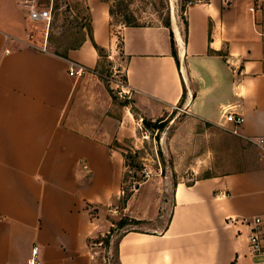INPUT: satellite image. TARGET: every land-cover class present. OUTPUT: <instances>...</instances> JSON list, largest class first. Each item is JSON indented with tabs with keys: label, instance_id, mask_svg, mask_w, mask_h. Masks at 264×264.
Returning a JSON list of instances; mask_svg holds the SVG:
<instances>
[{
	"label": "crops",
	"instance_id": "obj_1",
	"mask_svg": "<svg viewBox=\"0 0 264 264\" xmlns=\"http://www.w3.org/2000/svg\"><path fill=\"white\" fill-rule=\"evenodd\" d=\"M86 3L94 43L113 55L120 43L141 116L157 121L184 103L198 121L231 128L222 110L235 107L241 133L264 139V3L254 17L255 0H208L169 28L120 25L116 35L110 5ZM23 28L20 0H0V264H28L34 248L40 264H93L88 244L100 225L90 209L113 208L126 152L115 144L113 101L69 69L99 70L101 58L90 39L67 59L45 53ZM252 147L259 158L242 171L178 183L167 225L124 235L118 264H249L246 235L227 220L264 214V152ZM123 213L151 218L142 196Z\"/></svg>",
	"mask_w": 264,
	"mask_h": 264
},
{
	"label": "rangeland",
	"instance_id": "obj_2",
	"mask_svg": "<svg viewBox=\"0 0 264 264\" xmlns=\"http://www.w3.org/2000/svg\"><path fill=\"white\" fill-rule=\"evenodd\" d=\"M101 1L109 4L115 12L111 21L115 35L116 28L129 21L139 27L167 25L178 18L184 22L185 0H174V6L172 0ZM86 4V0H52L53 20L48 31L43 25L29 23L21 9L26 42L37 47H47L49 52L59 47L58 51L64 53L66 47L88 33L86 26L89 25V10ZM57 6L59 9L55 10ZM50 33L55 44H48ZM109 55L114 56L112 61ZM124 65L120 43H117L114 55L106 53L97 71L108 77L116 75L124 81L121 73ZM83 79L99 86L103 96L106 92L113 101L109 115L115 119L116 138L122 141L123 146L118 142L115 144L129 157L123 172L121 193L115 199L113 208L90 209L92 220L100 225L91 235L88 244L93 264H118V243L129 232H160L164 229L172 215L173 190L178 183L190 185L198 179L236 173L250 167L259 158L260 153L254 147L243 143L222 127L192 117L184 103L169 108L164 118L151 121L139 114L133 98L120 97L109 81L95 77ZM144 119L153 125L166 122V127L163 131L155 127L146 129ZM137 184L139 188L135 190ZM132 191L136 198L143 197V216H151L148 220L139 221L137 225H133L131 220L134 219L123 213L124 199ZM139 205L140 201L136 200L134 209L139 210ZM112 209L114 217L111 216ZM122 221L128 225L121 229L119 224ZM103 224L107 226L106 229Z\"/></svg>",
	"mask_w": 264,
	"mask_h": 264
},
{
	"label": "built area",
	"instance_id": "obj_3",
	"mask_svg": "<svg viewBox=\"0 0 264 264\" xmlns=\"http://www.w3.org/2000/svg\"><path fill=\"white\" fill-rule=\"evenodd\" d=\"M208 0H186L184 6L188 9L194 5L204 4ZM256 4L250 8V13L255 17L264 0H255ZM20 6L25 14L27 21L31 24L43 25L47 31L50 29L53 16L52 0H20ZM46 46V45H45ZM43 52H48L47 47L42 49ZM69 75L76 78L95 77L109 81L122 98L132 99L133 91L128 88L125 81L112 76H104L97 70L71 65ZM222 119L227 121V124L232 125L231 128L222 126V128L239 139L245 141L246 144L259 147L264 152V139H255L245 137L241 133L243 126V117L237 114L235 107H227L222 110ZM227 227L236 230L239 236L246 235L248 249L244 255V259L249 260V264H264V214L254 217H232L227 220ZM38 249L32 251V258L28 264H40L37 260Z\"/></svg>",
	"mask_w": 264,
	"mask_h": 264
},
{
	"label": "trees",
	"instance_id": "obj_4",
	"mask_svg": "<svg viewBox=\"0 0 264 264\" xmlns=\"http://www.w3.org/2000/svg\"><path fill=\"white\" fill-rule=\"evenodd\" d=\"M186 1V0H185ZM185 3V2H184ZM59 9L58 6L55 7V10ZM115 15V12L112 8H110V16L111 17H114ZM124 26L126 27H139L138 25H136L135 23H132L131 21L127 22L124 24ZM165 27L169 28L170 27V24H167V25H164ZM86 30H87V34H84L81 38V40H78L76 42H72L70 46L66 47L65 50H64V53H60L58 51L59 47H57L54 51H52L51 53L55 56H58V57H61V58H64V59H67L68 58V53L69 51H74V50H78L79 48H81V46L85 43V41L87 39H90V41L92 42L94 48L96 49L97 53L99 54V57L100 58H104L106 57V54H105V51L103 49H100L95 43H94V40H93V32H92V28H91V23H90V17H89V25L86 26ZM48 44L51 45V44H55L54 41H53V38H52V34L50 33L49 34V37H48ZM173 57L176 59V53L174 51V44H173ZM114 100V99H113ZM161 124L160 125H153L152 122H149L147 120H143V125L146 127V129H149V128H153L155 127L156 130L158 131H163L164 128L166 127V122H160ZM125 158V166H126V163H127V160L129 159V157L127 155L124 156ZM140 183V182H139ZM139 188V184H137V186L135 187V190H138ZM133 191L127 195V197L124 199V202H123V208L125 209L126 207V204L127 202L129 201V199L131 198V196L133 195ZM131 223H133V225H137L139 224L140 222L139 221H136V220H131ZM128 223L127 222H120L119 224V228H123L125 226H127Z\"/></svg>",
	"mask_w": 264,
	"mask_h": 264
},
{
	"label": "bare ground",
	"instance_id": "obj_5",
	"mask_svg": "<svg viewBox=\"0 0 264 264\" xmlns=\"http://www.w3.org/2000/svg\"><path fill=\"white\" fill-rule=\"evenodd\" d=\"M172 3H173L172 6H174V0H172ZM173 21H174V23H175V19H173Z\"/></svg>",
	"mask_w": 264,
	"mask_h": 264
}]
</instances>
